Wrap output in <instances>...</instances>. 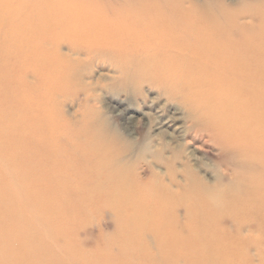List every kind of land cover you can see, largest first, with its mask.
Masks as SVG:
<instances>
[{"label": "bare ground", "instance_id": "6f19581e", "mask_svg": "<svg viewBox=\"0 0 264 264\" xmlns=\"http://www.w3.org/2000/svg\"><path fill=\"white\" fill-rule=\"evenodd\" d=\"M62 47L109 62L122 88L157 80L184 107L191 139L218 152L216 180L197 175L191 151L177 180L190 130L176 117L149 115L156 133L140 144L85 104L69 117L61 98L81 90V60ZM136 158L150 173L158 159L167 181L135 175ZM99 208L116 217L114 245L74 235L86 225L73 219ZM261 236L264 0H0V264H254Z\"/></svg>", "mask_w": 264, "mask_h": 264}, {"label": "rangeland", "instance_id": "374dc122", "mask_svg": "<svg viewBox=\"0 0 264 264\" xmlns=\"http://www.w3.org/2000/svg\"><path fill=\"white\" fill-rule=\"evenodd\" d=\"M191 1H193V4L202 3V0ZM223 2L233 6L237 5L239 0H223ZM60 51L68 53L72 57H76L81 60L78 75V80L82 86L81 90L74 96L64 95L61 98L63 109L69 117L79 118L82 111L81 107L85 104L87 108L86 110L91 109V111L102 120L105 119L110 121L115 126L117 133L121 135L126 142H130L131 144H140L143 141V137L146 132L150 135L156 133V129L153 127L155 126V122H150L148 117L152 113L153 115H160L158 119L163 120H165L168 116L176 117L178 118L175 122L176 124L181 125L183 129L185 128L188 130L189 128L190 130V122L186 116L184 107L179 103V101L169 99L162 88L158 86L159 82L157 80L144 81L139 85L127 84L126 88L123 84L124 88H122V80L120 79L121 77H119V72L109 62L98 59L88 60L86 55L82 52L71 54L65 47L60 48ZM149 126H151V128H149ZM192 135L193 132L191 130L188 133V136L186 133L183 142L185 152L174 163V167L178 172L176 174V178L179 181L182 180V165L180 164L186 162V157H188L186 151H191L197 160L196 162L198 165L196 169V166L192 165L194 161H190L191 158H188L191 166H194V171L198 176L202 177L203 180L214 182L217 177L214 173L213 163L219 158L218 152L216 150H211L212 144L206 136L197 138L198 140H192L190 137ZM151 142L156 145L159 141L158 139L152 138ZM171 151L172 150L168 149L165 150L164 155L171 156ZM149 161V169H151V173L149 170L146 172L142 171L145 165L144 161L143 159L136 158V160L133 161L134 174L136 173L135 175L145 179L150 178L154 174H158L162 176L164 181H167L165 165L160 163L156 158H149ZM223 167L224 166L220 167L219 170L228 173L223 170ZM100 209L101 211H97ZM97 210H94L95 212L92 211V214L90 213L91 216L87 217L88 219L89 217L90 219L92 217L93 219L91 221L86 218V221L77 220L79 218L76 220L75 218L73 219V221L75 223L77 221L79 225L80 222L83 224L85 223L84 225H86V227L75 229L74 235L78 240L86 242V244H91L99 238L100 235L97 236L98 233H102L103 240L106 239L104 240L105 242L110 241V243L112 242L114 245V242L118 241L117 236H114L116 235L114 234L116 223V219H114L115 216L113 215L114 213L108 208H99ZM110 211H112V213ZM175 213L181 218L178 220V224H180L178 225V229H180L182 234H185V232L188 233L189 228L188 230H185L184 227V209L179 207ZM77 223L76 225H78ZM226 227L231 230L233 228L230 223H227ZM249 230H251L249 224H245L241 228L242 234L244 235L251 233ZM191 233L192 232L190 231V234ZM257 236L256 232H254L251 237L256 238ZM251 237L248 239L250 240ZM155 241L156 239L154 238L150 239L152 246L156 245L157 242L155 243ZM251 245L253 246L248 249L249 259L254 264H264V238H258V244L254 245V243H251ZM114 252L116 251L114 250ZM94 256L95 255H92V253L87 254L84 256V259L88 257L87 259L91 262L94 259ZM237 258L238 257H236V259ZM87 259L86 262H89Z\"/></svg>", "mask_w": 264, "mask_h": 264}]
</instances>
